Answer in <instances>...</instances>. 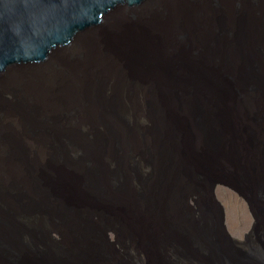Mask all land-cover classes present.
Returning <instances> with one entry per match:
<instances>
[{
    "label": "water",
    "instance_id": "1",
    "mask_svg": "<svg viewBox=\"0 0 264 264\" xmlns=\"http://www.w3.org/2000/svg\"><path fill=\"white\" fill-rule=\"evenodd\" d=\"M186 7L194 11L186 31L165 35L185 45V59L161 62L153 45L144 54L113 44L140 67L136 80L124 67L101 72L72 48L107 30L116 12L126 15L122 25L146 16L143 8L164 15L156 0H0V103L10 106L0 104V149L23 171L0 174V264H145L149 252L147 264H264V0ZM60 57L71 63L65 81L100 73L131 94L106 95L105 80L84 83L98 105L92 114L81 113L85 99L68 112L62 97L19 96L22 72L43 73L35 84L44 87ZM14 113L28 133L50 136L46 159L34 152L33 162L19 125L3 123ZM218 186L248 203L254 222L243 238L227 227Z\"/></svg>",
    "mask_w": 264,
    "mask_h": 264
},
{
    "label": "bare ground",
    "instance_id": "2",
    "mask_svg": "<svg viewBox=\"0 0 264 264\" xmlns=\"http://www.w3.org/2000/svg\"><path fill=\"white\" fill-rule=\"evenodd\" d=\"M156 1L160 6L161 10H163L164 15L159 16V14H156V11L143 8L137 12L147 11L146 16L137 15L136 21L128 22L126 25L122 26V24H119L122 21L120 19L124 18L126 15L123 12H116L113 16L107 18L109 22L107 30H101L100 33L89 34L82 37L72 49L77 52L83 53L86 56L91 55V57L94 60H98L100 63L109 60L110 62L113 63L115 67H124L132 74L126 77L132 76L136 80L140 79L144 75L139 71L140 67L135 65L131 61V59L127 63V61L124 59L122 52L118 53L113 50V44L116 43L117 46H120L123 43L124 47L128 48L129 50H132L133 52L141 51L144 54L147 51L154 48V50L156 51V56L161 60V62L166 61L167 58L173 61H176L177 59L178 60L185 59L187 57V50L185 49L179 51L180 49L178 48V47L180 48L185 47V45H181L180 43H175L173 40H170L168 42L166 36H168L173 31V29L180 28L179 26L181 25H182L181 29L185 32L188 23L192 22L190 19H191V14H193L194 11L190 9L188 11L187 9L188 7H186V0H156ZM196 12H201V9L197 7ZM152 45L154 47L150 49V46ZM171 48H174L173 52L170 51ZM57 56L58 55L53 56L52 60L55 59ZM60 58L61 59L51 62L50 65H48L49 68L44 74L45 79L47 78L51 80L46 82L49 83V85H62L65 82L63 77L62 80H60L61 76L64 74V72H62V66L66 65L67 67H69L71 63L69 60H67L64 57H60ZM76 61L80 65L81 63L80 60L76 59ZM51 65H55L57 70L53 69ZM16 74L17 73H12L11 76ZM42 74L43 73L34 72L32 74L27 75L26 72H22L19 76V79H21L24 82L25 87L22 90V92L19 94V96L20 95L30 96L32 94H35L37 97L43 98L44 100H46L45 97L48 98L50 96H54V97L64 96L65 98H68V95L66 93H55L53 91L43 89L41 85H36L35 83L39 81L38 75H42ZM69 78L71 80L73 79V76H70ZM32 83L35 84L34 89ZM80 83L84 85V82H81V80ZM106 84L107 85L104 88V93L111 92V95L116 90H118V92L120 91L127 92L126 89L130 88L128 85H122L120 82L116 81L115 77H113L112 80L108 81ZM78 87L81 88V86ZM127 93L131 94L129 92ZM6 99H8V97H6ZM69 99L71 100L72 98ZM132 100H134L133 105H135V99L133 98ZM34 103L37 105L40 104L38 102H34ZM0 104H1V111L2 108L6 109L7 111H10L9 109L10 106H8L9 102L7 100L6 102ZM32 106L35 105L32 104ZM1 119L3 120V123L7 122L10 124L19 125L17 126L18 127L17 132L20 136V141L23 143L27 142V144H29L30 150L33 153L34 152L37 153L39 155V158L43 156L45 157V154L43 152H45L46 150V146H45L46 140L44 141V138L41 135L38 136V135H34V133H28L27 131H25V129H23L22 126H20L19 124L20 119L17 113H14L13 115L10 114L7 116L5 115L4 118ZM21 173H23V171L21 169H18L16 163H14L13 160L8 156V154H6L5 150L0 149V174H21Z\"/></svg>",
    "mask_w": 264,
    "mask_h": 264
},
{
    "label": "rangeland",
    "instance_id": "3",
    "mask_svg": "<svg viewBox=\"0 0 264 264\" xmlns=\"http://www.w3.org/2000/svg\"><path fill=\"white\" fill-rule=\"evenodd\" d=\"M183 22V21H182ZM121 26V25H120ZM122 26H124V25H122ZM95 46V45H94ZM68 55H70V53L68 54ZM64 56H65V54H64ZM93 59V58H92ZM94 60V59H93ZM90 61V60H89ZM94 61H96V64L97 65H99V66H97L98 68H100L101 69V72L102 71H104L108 66H111V67H113V68H116V67H114V65H113V63L112 62H110L109 60H106V61H103L102 63H100L98 60H94ZM105 62V63H104ZM112 64V65H111ZM105 65V66H104ZM88 66V65H87ZM91 66V65H90ZM49 67H47L45 70L47 71V69H48ZM91 68V67H90ZM117 68H120V67H117ZM116 68V69H117ZM53 69H55V70H57V68H55V67H53ZM44 70V71H45ZM91 70V69H90ZM89 70V71H90ZM93 70V69H92ZM45 71V72H46ZM88 71V72H89ZM44 72V73H45ZM86 72V71H85ZM85 72H84V74H85ZM93 72V71H92ZM90 73V75L92 76V73H91V71L89 72ZM84 74H83V76H84ZM90 75H89V78H91L90 77ZM93 75H94V73H93ZM103 76H110L111 77V74H103ZM62 77L63 76H61V78H60V80H62ZM85 77H86V74H85ZM96 77H98V78H96ZM47 79V78H46ZM44 79V82H45V84H46V82H48V81H51V80H49V79ZM64 79V78H63ZM93 79H96V80H98V81H95V80H93ZM93 79H88V80H82V82H84L86 85L88 84V85H91L92 87H93V85L96 83V82H99V81H102V80H105L106 81V77H102V78H100V73H98L97 75L95 74V76L93 77ZM110 79V78H109ZM95 81V82H94ZM110 81V80H109ZM41 82V80H39L37 83H40ZM43 82V83H44ZM67 81H65L62 85H60L62 88H63V90H59V89H62V88H60V87H56L57 85H49V83H47L46 85L44 84V87L43 88H47V90H50V91H53V92H55V93H66L67 95H68V98H65L64 96H61L62 98H63V102L66 104V107L67 108H65L68 112H77V111H75V108H78V107H69V105H68V103L69 104H71V106L72 105H74V104H76V105H81L82 104V102L84 101V99H85V102H84V105L87 107V110L86 111H82L81 113H83V114H88V113H94V110H95V112H97V110H98V105L93 101V99L91 100L90 99V101L91 102H89V97H87V94L85 93V92H90L89 90H90V87L87 89V87H85L84 85H82L81 83H78V84H72L71 85V83L70 82H67ZM108 82V80L105 82V84ZM32 85L34 86L35 84H33L32 83ZM41 86H42V84H40ZM67 85V86H66ZM74 85H75V87H74ZM48 86V87H47ZM78 86H81V88L80 87H78ZM83 87V88H82ZM91 87V88H92ZM56 89V90H55ZM100 90H102L101 88H99V90H97V91H94L93 90V88L91 89V92L93 91V92H99ZM78 91V92H77ZM126 91L127 92H129V89H126ZM116 92H118V90H116L112 95H115V94H117ZM121 92V91H120ZM127 92H125V91H123V92H121V94H126ZM74 93V94H73ZM76 93V94H75ZM130 93V92H129ZM99 94L101 95L102 94V92H99ZM105 94L106 95H111V92H105ZM83 97H85V98H83ZM62 98H57L58 100H62ZM69 98H72L71 100L69 99ZM45 99H46V101L47 102H55V100H57L56 99V97H54V96H50V97H48V98H46L45 97ZM50 103H47V104H50ZM69 108V109H68ZM23 110H25V112L27 113H29L30 111V107H26V106H24V109ZM86 112V113H85ZM80 113V115H82ZM98 115H99V113L97 114V117H96V119L98 118ZM28 117H31V115H29ZM27 118V116L25 115V113L24 112H22V119H26ZM49 119H51V116H49V115H46V117H45V119L44 120H49ZM95 119V120H96ZM38 120L39 121H41V119H39L38 118ZM28 127V126H27ZM31 127V125H29V128ZM0 130L2 131V126H0ZM46 140H48V141H50L51 139H50V136H46ZM46 155V154H45ZM47 155H48V158H50L51 157V153H47ZM35 154L32 152V153H30V157H31V159H32V161L34 162V159H35ZM34 157V158H33ZM43 158L44 159H46L44 156H43ZM41 158H38V159H36V160H40ZM17 165V164H16ZM18 166V165H17ZM44 168L47 166V164H45V165H42ZM49 167V166H48ZM216 194H217V197H218V199L222 202V204L224 205V207H225V211H226V224H227V227H228V229H229V231H230V233L233 235V236H235V237H237V238H243L244 237V235L251 229V227H252V225H253V222H254V219H253V216H252V214H251V212H250V210H249V206H248V203L246 202V200L244 199V198H242L237 192H235L234 190H232V189H230V188H228V187H226V186H218V188H217V190H216ZM192 204L195 206V208L197 209V206L194 204V202L192 201ZM134 228H142V226H141V223H139V222H134V223H132L131 224ZM125 233V232H124ZM126 234V233H125ZM111 235V238L114 240V235L113 234H110ZM122 241H124V240H122ZM135 242V245H136V243H138V242H136V241H134ZM134 242L133 241H131L130 243H131V245H129L130 247H132V246H134V245H132V244H134ZM141 242V241H140ZM139 242V243H140ZM142 243H143V241H142ZM117 246V248L118 249H121V246H119L118 244L116 245ZM152 256L154 257V255L153 254H150V252H149V254L147 255V258H144L145 259V264H147V261L148 262H150L151 263V259L150 258H152ZM93 260V259H92ZM108 262L106 263V264H113V260H107ZM91 262V261H90ZM89 262V263H90Z\"/></svg>",
    "mask_w": 264,
    "mask_h": 264
}]
</instances>
